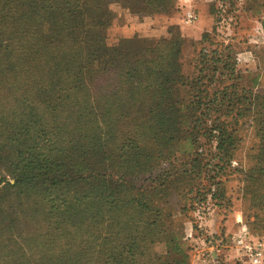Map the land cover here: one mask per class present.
Here are the masks:
<instances>
[{
  "label": "trees",
  "instance_id": "1",
  "mask_svg": "<svg viewBox=\"0 0 264 264\" xmlns=\"http://www.w3.org/2000/svg\"><path fill=\"white\" fill-rule=\"evenodd\" d=\"M114 2L138 6L137 20L169 5L0 0V264H184L188 257L176 239L164 254L155 250L164 215L149 191L161 183L141 177L176 136L184 40L170 30L109 42ZM213 129L222 170L236 135L221 124ZM257 135L251 181L254 204L264 209V110Z\"/></svg>",
  "mask_w": 264,
  "mask_h": 264
},
{
  "label": "rangeland",
  "instance_id": "2",
  "mask_svg": "<svg viewBox=\"0 0 264 264\" xmlns=\"http://www.w3.org/2000/svg\"><path fill=\"white\" fill-rule=\"evenodd\" d=\"M168 4L151 15L161 18L154 36L169 37L170 30L182 34L183 78L173 92L180 110L176 136L161 145L163 153L141 175L142 180L152 175L161 183L149 191L158 196L164 215L165 233L155 250L164 254L176 239L188 253L184 264H248L237 240L264 241V209L254 204L251 181L260 145L259 112L264 110V0H168ZM111 7L116 18L108 39L115 43L128 38L120 30L138 21V6L114 2ZM188 10L198 14L193 23L184 21ZM203 16L209 18L210 28L199 38L184 35L200 29ZM163 17L174 20L167 26ZM220 52L234 62L218 60ZM204 53L213 56L212 62H205ZM217 124L236 135L229 145L231 160L222 162V170L216 166L218 141L211 132Z\"/></svg>",
  "mask_w": 264,
  "mask_h": 264
},
{
  "label": "crops",
  "instance_id": "3",
  "mask_svg": "<svg viewBox=\"0 0 264 264\" xmlns=\"http://www.w3.org/2000/svg\"><path fill=\"white\" fill-rule=\"evenodd\" d=\"M183 1H187V0H183ZM163 18L166 19L164 20V22L167 23V26L171 23L170 20H174L173 18L169 20L168 17H163ZM159 19H161L159 16H155V18L152 17L146 20L138 19V21H136L135 23H129L124 25L121 28L120 32L122 35L127 37H132L138 32L145 33L146 35L148 34L153 35L158 30L157 28H155V26L156 23L159 21ZM209 25H210L209 18H206L205 16H203V18L200 17L198 20V26H200V29L199 28L195 29L193 33L191 31L189 33L188 32L184 33V35H186L187 37L199 38L204 31L210 28Z\"/></svg>",
  "mask_w": 264,
  "mask_h": 264
},
{
  "label": "built area",
  "instance_id": "4",
  "mask_svg": "<svg viewBox=\"0 0 264 264\" xmlns=\"http://www.w3.org/2000/svg\"><path fill=\"white\" fill-rule=\"evenodd\" d=\"M197 19L198 14L194 10H188L185 13V22L193 23ZM237 244L243 250V255L248 264H264V241L261 239L246 240L244 237H240Z\"/></svg>",
  "mask_w": 264,
  "mask_h": 264
}]
</instances>
